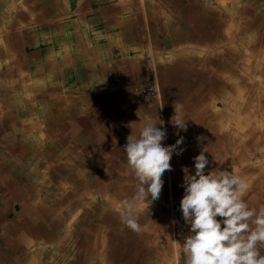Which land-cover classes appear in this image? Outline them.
<instances>
[{
	"label": "rangeland",
	"instance_id": "374dc122",
	"mask_svg": "<svg viewBox=\"0 0 264 264\" xmlns=\"http://www.w3.org/2000/svg\"><path fill=\"white\" fill-rule=\"evenodd\" d=\"M199 1L206 2L208 6H214V4H217L219 2L222 3L233 2V0H211V1L199 0ZM1 12L5 14V12L7 11L5 9L2 10ZM242 27L243 26H239L236 24L233 25V34L232 33L226 34L225 36L226 38H224V41H221L219 43L217 48H211L212 50L206 49L205 51L202 50L203 52L202 54L200 52L201 50L199 49H195V53L191 56L187 55L189 54V52H187L188 49L179 50V52L181 53L175 55L174 60L177 61V59H179L180 57L181 58L184 57L185 60H183L182 64L174 65L175 69L173 73H160L158 77L160 84L158 81L155 80L153 75L146 82H139L134 84L131 90L124 92L122 95H120V98H118L117 100L119 101V106L123 109V112L121 110L119 114H116L113 112L114 109L112 108V106H110L111 109L108 110L109 111L107 113L108 115L104 114L106 113L104 112L102 118L96 121L92 119L91 114L88 117L78 114L79 116L76 115L77 118H73L74 119L73 120L71 119V112L73 108H75V106L73 105L69 106L67 103L61 106L54 105L52 102L50 104L48 97H46L45 100L50 105L36 106L33 104H20V105L13 104L14 106H11L5 102L6 99H9L8 96H15V98L13 97L14 100L16 98L18 100L17 96L20 97L26 96L29 92L33 91L34 83L33 82L28 83L26 81V88L20 91V93H18V91H16L15 89L17 88L16 84H14L13 86V83L19 84L21 83V80H14L11 78L7 80L0 78V85L7 86L10 83L8 85V88L10 89L7 90V88L5 87L0 88V183L2 184V185L0 184V215H1L0 216L1 219L0 220V256L3 255L2 260L4 259V254L6 252L10 251L11 253H13L15 251V248H11L8 244L9 241L13 242L12 238L15 239V233L13 232L14 226L12 225L9 226L8 223L10 221H15L16 217L20 215V213L23 211L22 205L21 203H19V200L21 199L24 200L25 198H27L32 201L33 200L37 201L35 203L36 206L38 205L37 208L39 210H42L45 215L47 213L50 217H53L55 215V219L57 220V224H56L57 230L51 231V233H49L48 235L49 237L46 235L43 236L42 234H39L38 236H34L33 239L35 241V244L33 246L31 243L25 242L27 237L26 234L23 233L19 234L17 236L20 242L19 245L24 247L23 256H21L23 257L22 259L23 262L21 260V262L18 263V260H20L21 258V257L19 258L18 256L17 257L18 260L12 261L14 264H30L32 263V261L33 264H130L129 258H127L126 255H124L125 252H122L121 250H119V252L117 251L118 246L116 244L117 242L119 243V240H121L120 243H121V247L123 246L122 249L125 246H129L130 248L131 246L125 244V240L121 232H119L121 237L117 236V238H113L110 235L111 232L112 234H115L116 233L115 230L119 231V228L122 226V224L120 225L119 223V225H115L116 227H113V225H109L108 223H106V221L100 222L101 221L100 219L104 215L103 212L106 209H108V206H110L108 211H110V209L112 210L115 209L112 207V202H113L112 195L114 194L111 195V193L113 192L111 191L104 192L103 190H100V185L102 183L108 182L114 185L115 188H118L120 187L119 184H121V177L123 178L125 174L129 173L128 171L125 170L121 171V168L119 166L121 163L119 160H113V162L111 163H108L107 160L109 158H115L116 156H118L119 158L121 157L125 158L126 153L123 152V147L127 143L128 137L130 135H132L135 138L139 137L140 129L143 124V118L146 116L151 117L153 122H156L158 124L157 125L158 127L167 130L166 139L163 141V144L165 146L175 144V139L177 138V134H176L177 129L171 123L172 116L174 115V103L182 105L183 108V105L187 106V104L191 102L190 106L193 104L192 107L195 108V102H197L198 100H195L194 98L192 99L193 93L198 90L197 91L198 93L202 92L201 94H204L203 91L204 89L202 87L207 85V83L210 80L209 78L207 81L208 71H213V74L216 72L219 75L218 80L221 78V81L225 86L228 83L233 85L245 83L246 81H248V79L246 78L248 76L250 79L249 84H252L254 86V89H256L253 90L251 94L255 95L258 90L257 88H261L262 100L264 102V73L262 72V67H261L262 58L256 55H252L251 52L247 53L248 48L245 46L246 44L244 43L245 41L243 39L245 38L244 34L246 30H244L243 32L241 30ZM251 37L252 35L250 37L247 36L246 38H251ZM184 52L187 53L183 55ZM192 52H194V50H192ZM195 60L196 62H194ZM186 63H188V65ZM221 64L233 65V70H227L232 72H226V74L224 73L223 75H221L220 74L221 71L225 69V67L223 68L221 67ZM258 68L260 69L258 70ZM244 71H247L249 74L245 76ZM213 76L215 77V75ZM11 81L13 83H11ZM19 88L21 89V87ZM12 93H15L17 95H13ZM233 98H234V103H237L239 101L240 96L237 95L234 96ZM211 99L212 98H210V100ZM17 100H15V103ZM30 103H33V101H31ZM162 104L164 105V107L160 108ZM219 105L220 107L223 108L224 106L227 105V100L219 101ZM254 105L255 104H253L251 107L254 113L253 112L251 113L253 115L251 116L252 124L250 127H254L260 120L264 119V110H263L264 108L262 107V110L261 109L258 110V107ZM107 109H108L107 106H104V110ZM260 111H263V114ZM189 112H191L192 114V111L189 110ZM182 113L183 111L181 112V114ZM170 114H172V116ZM199 116H200L199 114L195 116H190V115L187 116L185 119L187 120V126H192V125L194 126L195 125L194 122H196V119ZM128 118L129 120H127ZM95 125H101V127L99 128V126H95ZM130 125H132L131 126L132 128L130 127ZM88 132L90 136L93 132L94 133L101 132L106 135L108 133L109 134L114 133L116 135L119 133L120 136L122 137L123 144H121L119 150H108L104 152L102 151L101 146L94 148L91 146L92 138L89 135H87ZM179 133H184V132L180 131ZM253 133L258 135L260 134L258 137H262V142L264 143V134L263 132L261 133V130L260 132L253 131ZM195 134H201V130L200 129L196 130ZM252 139L254 140V142H256L257 141L256 135L252 136ZM104 141H106V139ZM235 141L236 138L233 137V146H231L230 148L233 149V154H236L237 151L240 152V154H243V159L241 162L233 163V167L236 169L238 166H247V168L249 166L248 170L246 169L244 170L247 173L243 177L247 179L250 186L251 185L255 186L257 181L261 177H262L261 179L264 181V173H261L264 172V150L259 151L258 149L255 148L257 147L258 141L257 143L250 145L249 149H251V152L254 151L251 154H247L244 148L240 146L237 147V145H235ZM57 142L58 144H56ZM26 146L27 149L25 148ZM29 147H31L30 150ZM229 153L230 152L228 150V152H224L223 154L229 155ZM174 155L178 156L174 153L171 161L173 160ZM104 156L105 158H103ZM97 158L99 160H97ZM125 161H123L122 163H124ZM55 168L66 169V177L65 178H61V177L57 178L56 176L53 177L52 176L54 171L53 169ZM75 169H77V172L75 171ZM181 169L182 168H180V170ZM167 173H168L167 179L170 180L168 183V187L167 189H165V191H162L157 201L161 203L162 206L160 207H163V211L167 213L165 219L168 222L166 223V225L170 228L168 237L171 238L173 245L180 247L181 242H183L184 236H186L189 233L190 225H187L185 223L182 216V212L180 210V202L184 195V192L183 191L176 192V189L182 187V184L177 185L179 179L178 178L176 179L175 176H173V173H171V171H167ZM183 173L184 171L181 172V174ZM73 175H76V178L78 177L80 180H84L86 182L89 181V183H91L92 181L93 182L100 181L99 183L92 184L90 188L81 189V192L86 191L88 193L85 195L86 198L85 200L82 199V197L78 198L81 199V201H85V202L81 203L77 209L75 208V206L72 209L73 203H76L77 195H75L73 198L69 196L71 195L70 188L72 189V193H73V189L76 186V181H75L76 179L73 180L74 179ZM182 176L184 178V175ZM71 179L72 181H70ZM132 181L136 183V186L139 185V182L135 177ZM262 189H264V186L261 185H259L257 188L258 192L259 190L263 191ZM52 190L55 192H53ZM62 190L64 191V193L62 192ZM249 196L248 198H246L245 195L244 199L249 203L251 207L258 208L259 206L254 205L255 203L254 200L249 201L250 198ZM2 201L4 202V204ZM103 201H106V203H104ZM174 203H176V205H174ZM45 206L48 207V210L46 209ZM140 206H139L140 208L139 212L140 214H142V219H143L141 220L140 224L142 226V230L146 229V232H148L149 231L148 220L150 219V216L147 214L151 213L150 212L151 208L150 206H147V208L143 209ZM2 207L5 208L3 209ZM33 209L34 206H30V210ZM30 210L29 209H27V211L24 210L23 213H25V215L21 214L22 216H18L20 218H23L24 222H26L25 220L29 222V224L27 222L25 224L26 226H28L27 227L28 229H32L30 228V226L31 227H33V225L35 226V224H37L35 221L36 220L38 221L40 217L39 215L38 216L35 215L38 219L36 218L34 219L32 216L29 215ZM114 211L118 212V210L116 209ZM58 212L60 214H63L64 216L56 215V213ZM49 216L47 218L48 222L50 221ZM177 223H178V225H176L177 231L176 230L174 231L173 226ZM64 224L65 225L72 224L73 227L67 228V230H65V233H63L61 232V229ZM41 226L44 227L45 224L41 223ZM103 230H106V233H103L104 232ZM87 232L93 234L94 237H91L92 239H90L88 236L85 242L81 241L84 238V236L82 235H84V233ZM105 235H107L108 238H106ZM109 235L112 237V239H110ZM104 238H106L105 241L103 240ZM95 240L96 242H98L99 240L98 243L100 248L98 249H100L102 253H96L95 255L90 256L89 254H87L86 251L88 250L90 241L94 243ZM103 241L106 242L105 245L102 243ZM162 243L160 242L158 246L156 245V247L159 248L161 246L160 244ZM143 245L144 243L142 244L140 249L136 248V253H135L136 256H141L142 262L138 260L135 264L156 263V260L153 261V259L156 258L155 257L156 249L151 255L153 257L151 259L150 258L151 256L149 257L147 255L150 246L146 248ZM39 247L42 253L39 252L37 254ZM104 250L106 252H104ZM180 250H182L181 247ZM171 253H173L174 256L173 264H185L184 256L180 257L178 251H176L173 248V251H171ZM99 254L101 255V257H99ZM37 255H39L38 259L35 258ZM54 256H56L55 259ZM0 263L2 264L1 260Z\"/></svg>",
	"mask_w": 264,
	"mask_h": 264
},
{
	"label": "crops",
	"instance_id": "0c3cea01",
	"mask_svg": "<svg viewBox=\"0 0 264 264\" xmlns=\"http://www.w3.org/2000/svg\"><path fill=\"white\" fill-rule=\"evenodd\" d=\"M260 2L233 0L208 6L199 0H0V78L21 80L11 82L18 93L26 81L34 83L32 92L17 96V104L14 96L5 102L67 103L75 106L71 119L92 114L99 120L110 106L115 110L120 95L134 84L152 75L160 84V73H173L174 65L184 60L172 58L179 50L188 49L191 56L194 49L217 48L226 34H233L235 24L246 30L242 38L247 53L262 58L264 73V0ZM8 85L0 88L8 90ZM261 178L251 186L263 200L264 189L257 190L264 186Z\"/></svg>",
	"mask_w": 264,
	"mask_h": 264
},
{
	"label": "bare ground",
	"instance_id": "6f19581e",
	"mask_svg": "<svg viewBox=\"0 0 264 264\" xmlns=\"http://www.w3.org/2000/svg\"><path fill=\"white\" fill-rule=\"evenodd\" d=\"M261 1V0H260ZM259 1V2H260ZM6 4V3H5ZM261 4V2H260ZM41 5V4H40ZM47 5V4H46ZM50 5V4H49ZM3 6V5H2ZM13 9V8H12ZM17 9V8H16ZM48 12V11H47ZM50 12V11H49ZM75 12V11H74ZM93 14V13H91ZM41 16V15H40ZM1 17V16H0ZM25 19V18H24ZM71 19V18H70ZM220 20V19H219ZM218 20V21H219ZM9 21V19L7 20ZM17 21V20H16ZM217 21V20H216ZM31 22V21H30ZM36 22V21H35ZM10 23V22H9ZM2 24V23H1ZM209 24V23H208ZM221 24V23H220ZM219 24V25H220ZM228 24V23H227ZM3 26V25H2ZM8 26V25H7ZM10 26V25H9ZM230 26V25H229ZM27 27V26H26ZM227 27V26H226ZM11 28V27H10ZM24 28V27H23ZM34 29V28H33ZM211 29V27H210ZM245 29V28H244ZM1 30V29H0ZM32 30V29H31ZM30 30V31H31ZM213 30V29H212ZM224 30V29H223ZM27 31V30H26ZM58 31V30H57ZM222 31V30H221ZM186 32V31H185ZM204 32V30H203ZM219 32V31H218ZM34 33V32H33ZM38 34V33H37ZM193 34V33H192ZM207 34V33H206ZM221 34V33H220ZM31 35V34H30ZM36 35V34H35ZM199 35V34H198ZM204 35V34H203ZM185 36V35H184ZM195 36V35H194ZM208 36V35H207ZM198 37V36H197ZM201 37V36H200ZM216 37V36H215ZM206 38V37H205ZM238 38V37H237ZM260 38V37H259ZM263 38V37H262ZM215 39V38H214ZM251 39V38H250ZM249 39V41H250ZM41 40V39H40ZM208 40V39H207ZM3 41V40H2ZM202 41V40H201ZM254 41V40H253ZM253 43V42H252ZM1 45V44H0ZM50 45V44H49ZM251 45V44H250ZM55 46V45H53ZM242 46V45H241ZM255 46V45H254ZM5 47V46H4ZM58 47V46H57ZM9 49V48H8ZM36 49V48H35ZM223 49V48H222ZM240 49V48H239ZM253 49V48H252ZM30 50V49H29ZM195 50V49H194ZM209 50V47H208ZM221 50V49H220ZM4 51V49H3ZM2 51V53H3ZM226 51V50H225ZM201 54L203 53L202 50L200 51ZM215 52V51H214ZM22 54V53H21ZM43 54V53H42ZM238 54V53H237ZM168 56V55H167ZM160 57V56H159ZM211 57V56H210ZM234 57V56H233ZM26 58V57H25ZM174 59V57H172ZM224 58V57H223ZM244 58V57H243ZM162 59V58H161ZM172 59V60H173ZM182 59V58H181ZM238 59V57H237ZM236 59V60H237ZM245 59V58H244ZM10 60V59H9ZM59 60V59H58ZM57 60V61H58ZM97 60V59H96ZM99 60V59H98ZM185 60V59H184ZM229 60V59H228ZM201 61V60H200ZM215 61V60H213ZM14 62V61H13ZM120 62V61H119ZM186 62V61H185ZM196 62V60L194 61ZM225 62V61H224ZM15 63V62H14ZM163 63V62H162ZM164 64V63H163ZM188 65V63H186ZM195 64V63H194ZM198 64V62H197ZM235 64V63H234ZM241 64V63H240ZM17 65V64H16ZM20 65V64H19ZM111 65V64H110ZM191 65V64H190ZM14 66V65H13ZM25 66V65H24ZM163 66V65H162ZM193 66V65H192ZM195 66V65H194ZM161 67V66H160ZM211 67V66H210ZM214 67V66H213ZM221 67H225L224 70L221 71V75H223L224 73L226 74V72H232V71H227V70H233V65H223L221 64ZM2 68V66H1ZM27 68V67H26ZM209 69V68H208ZM217 70V69H216ZM86 72V71H85ZM116 73V72H115ZM245 76H247L249 73L247 71H244ZM137 74V73H136ZM116 75V74H115ZM194 75V74H193ZM192 75V76H193ZM215 75V77L213 76ZM112 76V75H110ZM137 76V75H136ZM142 76V75H141ZM218 74L215 72L213 74V71H208L207 73V81L210 78L209 82L207 83V85L203 86L202 88L204 89V94L198 93L197 91H195L193 93V97L195 100H198L197 102H195V108L192 107V105L190 106L189 102L186 105H183L182 108V116L184 119H186L187 116H195L197 114H199L200 116L196 119V122H194V126H187V131H183L184 133H179V136L177 135V138L175 139V142L177 139H179L180 136L184 137V141L183 143L179 146L180 148H183L184 151L181 155L175 156L172 161H170V163L172 164V169L171 173H173V176H175V178L179 179V181L177 182L178 184H182V180H183V174H181V172L183 171V169L185 167H187L189 169V171L194 174L195 173V167H194V157L196 155L199 154V152L201 151L203 146H207L209 153H206V155L209 158V165L206 166V171L212 168H215L217 166L223 168L226 167H230L233 168V163H238L241 162L243 159V154H240V152L237 151L236 154H233V149H231L230 147L233 146V137L236 138L235 141V145H237V147H242L244 148L245 152L247 154H251L253 152H251V149H249L250 145L257 143V147H255L256 149H258L259 151H263L264 150V143L262 142V137H258V134L253 133V131L255 132H263L264 134V119L260 120L254 127H250L251 126V116L253 114H251L252 112L254 113V111H252L251 107L253 104H255L258 107V110L261 109L262 107L264 108V102L262 100V94H261V88H257V92L255 95L251 94V92H253L254 86L252 84H249V77L247 76L246 78L248 79V81H246L245 79V83H241V84H226L223 85L221 78L218 80ZM4 77V76H3ZM128 77V76H127ZM24 81V80H23ZM12 82V81H11ZM123 82V81H122ZM199 82V81H198ZM262 82V81H260ZM4 83V82H3ZM121 83V82H120ZM204 83V82H202ZM263 84V83H261ZM193 86V85H192ZM262 86V85H261ZM82 88V87H80ZM10 89V88H9ZM189 89V88H188ZM86 90V89H85ZM19 91V90H18ZM45 91V90H44ZM7 92V91H5ZM45 93V92H44ZM75 93V92H74ZM8 94V93H7ZM41 95V94H39ZM190 95V94H189ZM240 96L239 101L237 103H234V96ZM79 96V95H78ZM9 97V96H8ZM33 97V96H32ZM70 97V96H69ZM102 97V96H101ZM15 98V96H14ZM95 98V97H94ZM210 98H212L210 100ZM17 99V98H16ZM15 99V100H16ZM19 99V98H18ZM189 99V98H188ZM14 100V101H15ZM39 100V99H38ZM56 100V99H55ZM165 100V99H164ZM204 100V101H203ZM227 100V105L224 106L223 108L220 107L219 105V101H225ZM23 101V100H22ZM42 101V100H41ZM70 101V99H69ZM84 101V100H83ZM108 101V100H107ZM210 101V102H208ZM109 103V102H108ZM114 103V102H113ZM125 103V102H124ZM17 104V103H16ZM82 104V103H81ZM46 105V104H45ZM71 105V104H70ZM87 105V104H86ZM85 105V106H86ZM173 105V104H172ZM254 105V106H255ZM9 106V105H8ZM12 106V105H11ZM33 107V106H32ZM69 107V106H68ZM104 107V106H103ZM187 107V108H186ZM5 108V107H4ZM90 108V107H89ZM108 108V106H107ZM110 108V107H109ZM44 109V108H43ZM47 110V109H46ZM71 110V109H70ZM123 112V109L118 105L115 106V110L114 113L119 114L120 112ZM192 111V114L191 112ZM264 110V109H263ZM35 111V110H34ZM94 111V110H93ZM149 111V110H148ZM27 112V111H26ZM44 112V111H43ZM75 112V111H74ZM112 112V111H111ZM150 112V111H149ZM263 114V111H260ZM30 113V112H28ZM56 113V112H55ZM37 114V113H35ZM72 114V113H71ZM111 114V113H110ZM168 114V113H167ZM8 115V114H7ZM92 115V114H91ZM108 115V114H107ZM48 116V115H47ZM52 116V115H51ZM79 116V115H77ZM10 117V116H9ZM74 117V116H73ZM137 117V116H135ZM142 117V116H141ZM169 117V116H168ZM54 118V117H53ZM94 118V116H93ZM7 119V118H6ZM22 120V119H21ZM94 120V119H93ZM92 120V121H93ZM129 120V118L127 119ZM114 121V120H113ZM117 121V120H116ZM121 121V120H120ZM20 122V121H19ZM134 122V121H132ZM96 123V122H95ZM19 125V124H18ZM92 125V124H91ZM158 125V124H157ZM27 126V125H26ZM95 126H99V128L101 127V125H95ZM132 126V125H131ZM118 127V126H117ZM116 127V128H117ZM158 127V126H157ZM129 128V127H128ZM244 128V129H243ZM122 129V128H121ZM201 130V134H195L196 130ZM18 130V129H17ZM27 130V129H26ZM81 130V129H80ZM90 130V129H89ZM102 130V129H100ZM113 130V129H112ZM253 130V131H252ZM82 131V130H81ZM3 132V131H2ZM24 132V131H23ZM104 132V131H103ZM132 132V131H131ZM247 132V133H246ZM56 133V132H55ZM85 133V132H84ZM83 133V134H84ZM232 133V135H231ZM51 134V133H50ZM80 134V133H79ZM89 134V133H88ZM135 134V133H134ZM133 134V135H134ZM2 135V134H1ZM130 135V134H129ZM256 135V139L257 141L254 142V140L252 139V136ZM56 136V135H55ZM61 136V135H60ZM81 136V135H80ZM90 136V134H89ZM31 137V136H30ZM77 137V135H76ZM83 137V136H82ZM92 138V142H91V146L94 147H102V151H108V150H119V148L121 147V144H123L122 142V137L120 136V134L118 133L116 134H103L101 132H96V133H92L91 136ZM198 137H202L203 140L202 142L199 141L197 138ZM28 138V137H27ZM34 138V137H33ZM71 138V137H70ZM73 138V136H72ZM135 138V137H133ZM35 139V138H34ZM62 139V138H61ZM86 139V138H85ZM106 139V141H104ZM171 139V138H170ZM36 140V139H35ZM72 141V140H71ZM75 141V140H74ZM4 142V141H3ZM68 142V141H67ZM73 142V141H72ZM82 142V141H81ZM125 142V141H124ZM62 143V142H61ZM85 143V142H84ZM89 143V142H88ZM163 143V142H162ZM26 144V143H25ZM58 144V142L56 143ZM87 144V142H86ZM43 145V144H42ZM46 145V144H45ZM78 145V144H77ZM84 145V144H83ZM14 146V145H13ZM23 146V145H22ZM60 146V145H59ZM85 146V145H84ZM44 147V146H43ZM61 147V146H60ZM78 147V146H77ZM23 148V147H22ZM27 149V146L25 147ZM31 147H29L30 150ZM79 148V147H78ZM199 148V149H196ZM10 149V147H9ZM62 149V148H61ZM83 149V148H82ZM42 150V149H41ZM52 150V149H51ZM58 150V149H57ZM86 150V149H85ZM229 150V155L228 154H223L224 152H228ZM24 151V150H23ZM22 151V152H23ZM26 151V150H25ZM93 151V150H92ZM124 152V150H123ZM223 152V153H222ZM25 153V152H24ZM65 153V152H64ZM103 153V152H102ZM12 154V153H11ZM35 154V153H34ZM101 154V153H100ZM106 155V154H104ZM110 155V154H109ZM72 156V155H71ZM58 157V156H57ZM124 157V156H123ZM214 157L217 160L220 161H225L223 165H219L218 162L214 161ZM105 158V156L103 157ZM29 159V158H28ZM83 159V158H82ZM101 159V158H100ZM14 160V159H13ZM39 160V159H38ZM41 160V159H40ZM56 160V159H55ZM97 160H99L97 158ZM113 160H119L120 161V168L121 171L125 170L128 171L129 173L125 174L123 176V178L121 177V184H119L120 187L115 188L114 185H112L111 183H102L100 185V190H103L104 192L106 191H111L114 194L112 195L113 198V202H112V207L115 208L116 210H118V212L110 209V211H108V209L110 208V206H108V209H106L103 213V217L100 219V222H104L106 221V223H108L109 225H113V227H116L115 225H120L122 224V226L119 228L118 230H115L116 233L112 234V232L110 233V235L113 238H117V236L121 237L119 232L122 233L124 240H125V244H128L131 246V248L129 246H125L123 249L121 247V240H119V243L117 242V246H118V252L119 250H121L122 252H125L124 255H126L127 258H129L130 264H135L138 260L142 262V258L141 256H136V248H141L142 244L144 243L143 246H145L146 248H148V252L147 255L150 257L153 252L156 249L155 252V259H153V261L156 260V263L153 264H173V253H171V251H173V248L178 251V254H180L179 256H184L182 250H180L179 246H175L173 245V242L171 240V238L168 237L170 228L166 225V223L168 222L165 218H166V214L165 211H163V207L161 203L157 200L153 201L152 203L150 201H146L143 204H141V208H147V206H150V214H147L150 216V219L148 220V229L149 231L146 232V229L142 230L139 233H136L134 231H132L131 229H129L124 223L121 222L120 219V214H119V210L123 208V203L125 200H130L131 197L134 195V193L137 191L138 186H136V183H134L132 180L134 179V174L129 170L128 165H127V157L125 155V158H119L118 156H116L115 158H109L107 160L108 163L113 162ZM44 161V160H43ZM101 161V160H100ZM123 161H125L124 163H122ZM13 162V161H12ZM46 162V161H45ZM51 162V161H50ZM32 163V162H31ZM43 163V162H42ZM49 163V162H48ZM107 163V164H108ZM105 164V163H104ZM18 165V164H17ZM109 165V164H108ZM58 166V165H57ZM5 167V166H4ZM112 167V166H111ZM81 168V167H80ZM113 168V167H112ZM180 168H182L180 170ZM243 168V169H242ZM249 168V166H248ZM247 166H238L235 170L237 172V174L241 175V176H245L247 172H245L244 170H248ZM83 169V168H82ZM53 174L52 176H56L57 178H65L66 177V169H62V168H55L53 169ZM75 171L77 172V169H75ZM176 171V172H175ZM178 171V172H177ZM114 172V171H113ZM28 173V172H27ZM104 173V172H103ZM102 173V174H103ZM264 173V172H261ZM75 174V173H74ZM77 174V173H76ZM106 174V173H105ZM115 175V174H114ZM118 175V174H117ZM5 176V175H4ZM9 176V175H8ZM74 179L76 181V186L73 189V193H72V189L70 188V192H71V196L72 198L76 196V203L80 202L81 198L82 199H86L85 195L88 193L86 191L81 192V189L83 188H90V186L92 184L95 183H99L100 181H92L91 183H89V181H84V180H80L78 177L76 178V175H73ZM85 177V176H84ZM168 177V173L167 171L164 173L162 179L164 180V184L162 187V191H165V189H167L168 187V183L170 180L167 179ZM14 178V177H13ZM19 178V177H18ZM70 178V177H69ZM5 179V178H4ZM11 179V178H10ZM82 179V178H81ZM14 180V179H13ZM19 180V179H18ZM109 180V179H108ZM168 180V182H167ZM7 181V180H6ZM9 181V180H8ZM11 181V180H10ZM25 181V180H24ZM67 181V180H66ZM72 181V179L70 180ZM136 181V180H135ZM2 182V181H1ZM113 182V181H112ZM116 182V181H115ZM15 183V181H14ZM70 183V182H69ZM1 184V183H0ZM7 184V183H6ZM23 184V183H22ZM33 184V183H32ZM58 184V183H56ZM118 184V183H117ZM2 185V184H1ZM132 185V186H131ZM7 186V185H6ZM11 186V185H10ZM21 186V185H20ZM58 186V185H57ZM61 186V185H60ZM59 187V186H58ZM67 187V186H66ZM71 187V186H70ZM252 189V186H250ZM5 188V187H3ZM11 188V187H10ZM15 188V186H14ZM20 188V187H19ZM68 188V187H67ZM2 189V188H1ZM250 189V191H251ZM255 188L252 189L251 192H248L247 196H249L250 194V200H254L255 206H261L263 205V201L264 198L262 200V197H259V193H257L256 191H253ZM91 190V189H90ZM114 190V191H113ZM10 191V190H9ZM15 191V190H14ZM22 191V190H21ZM37 191V190H36ZM53 191V190H52ZM183 191L184 192V187H179L176 189V192H180ZM5 192V191H4ZM47 192V191H46ZM55 192V191H53ZM57 192V191H56ZM62 192L64 193V191L62 190ZM92 193V192H91ZM162 193V192H161ZM56 194V193H55ZM90 194V193H89ZM183 194V193H182ZM27 196V195H26ZM63 196V195H62ZM88 196V195H87ZM9 197V196H7ZM33 197V196H31ZM42 197V196H40ZM171 197V196H170ZM248 198V197H247ZM42 199V198H41ZM49 199V198H48ZM96 199V197H95ZM164 199V198H163ZM72 200V199H71ZM80 200V201H79ZM111 200V199H110ZM42 201V200H41ZM98 201V200H97ZM3 202V201H2ZM37 201L35 200H29L27 198H25L24 200H19V203H21L22 205V212L20 213V215L18 216H22L21 214L25 215L24 210L27 211V209L30 210V206H34L33 210H30L29 215L32 216L34 219H38L36 216H40L39 220L35 221L37 224H35V226L33 225V227L30 226V228L32 229H28L25 224L27 222V220H25L26 222L23 221V218L20 217H16L15 221H10L8 223L9 226H14L13 227V232L15 233V239H13V243L12 241H9L8 244L11 248H15V251L13 253L6 252L4 254V259L3 255L0 256V260L2 262V264H10L13 263V260H18L17 257L19 256V258L21 256H23V249L24 247L19 245V240L17 238V236L21 233L26 234V241L28 243H31L32 246L35 244V241L33 239L34 236H38L39 234H42L43 236L46 235L48 236L49 233H51V231L53 230H57L56 228V224H57V220L55 219V215L53 217H50L48 215V213L45 215L43 213L42 210H39L36 206ZM75 202V201H73ZM85 201H81L80 203H73L72 209L75 206V208L77 209L81 203H83ZM104 203H106V201H103ZM40 203V202H39ZM151 203V204H150ZM168 203V202H167ZM4 204V202H3ZM41 204V203H40ZM46 204V203H45ZM154 204V205H153ZM44 205V204H43ZM47 205V204H46ZM171 205V204H170ZM174 205H176V203H174ZM15 206V205H14ZM8 207V206H7ZM46 209L48 210V207L45 206ZM96 207V206H95ZM3 209L5 207H2ZM32 208V207H31ZM93 208V207H92ZM10 209V208H9ZM19 210V209H18ZM17 211V210H16ZM3 213V212H2ZM9 213V212H8ZM7 213V214H8ZM68 213V212H67ZM10 214V213H9ZM36 215V216H35ZM56 215L58 216H64L63 214H60L59 212L56 213ZM1 216V215H0ZM49 216V220L51 221H47V218ZM173 217V216H172ZM4 218V217H3ZM11 218V217H10ZM14 218V217H12ZM27 218V217H26ZM1 220V219H0ZM142 219V214H140L139 212V223L141 222ZM71 221V220H70ZM74 222V221H72ZM97 222V221H96ZM7 223V222H6ZM29 224V222H27ZM42 224H45L44 227L41 226ZM3 224V222H2ZM47 224V225H46ZM75 224V223H73ZM88 224V223H87ZM177 224H175L173 226V230L175 231L177 229L176 227ZM77 226V225H76ZM79 226V225H78ZM2 227V226H1ZM73 227L72 224H67V225H63L61 232L65 233V230H67V228ZM5 228V227H4ZM2 228V229H4ZM28 229V230H27ZM5 231V230H4ZM10 231V230H9ZM12 231V230H11ZM60 231V230H59ZM72 231V230H70ZM103 233H106V230H103ZM177 231V230H176ZM3 232V231H1ZM60 232V233H61ZM80 232V231H79ZM58 233V232H57ZM59 233V234H60ZM67 233V232H66ZM7 234V232H6ZM9 234V233H8ZM96 234V233H95ZM3 235V234H2ZM11 235V234H10ZM109 235V236H110ZM4 236V235H3ZM52 236V235H51ZM84 238L81 241H86L88 236L90 239H92L91 237H94L93 234L90 233H84ZM81 236V237H82ZM106 238H108L107 235H105ZM110 236V239H112V237ZM9 237V235H8ZM49 237V236H48ZM59 237V236H58ZM5 238V237H4ZM47 238V237H46ZM104 238L103 240L105 241ZM11 239V240H12ZM52 239V237H51ZM89 239V240H90ZM122 239V238H120ZM48 240V239H47ZM55 240V239H54ZM108 240V239H107ZM3 241V239H2ZM40 241V240H39ZM102 242L104 245L106 242ZM99 242V240H98ZM96 242V240L94 241V243H92V241H90L88 250L86 251L87 254H89L90 256L95 255L96 253H102V251H100L99 247V243ZM158 242V243H157ZM161 246L158 248L156 247V245L158 246L159 243ZM182 243V242H181ZM14 244V246H13ZM83 244V243H82ZM137 245V246H136ZM24 246V245H23ZM104 248V247H103ZM34 249V248H33ZM32 249V250H33ZM37 251V250H36ZM120 251V252H121ZM42 253V251L40 250V247L37 251L38 253ZM53 252V251H52ZM104 252H106L104 250ZM61 253V252H60ZM73 253V252H72ZM104 254V253H103ZM88 255V256H89ZM135 255V256H134ZM28 256V255H27ZM39 255H37L35 258L38 259ZM56 256H54L55 259ZM84 257V256H83ZM99 257H101V255L99 254ZM178 257V256H177ZM85 258V257H84ZM92 258V257H91ZM151 259L153 258L152 256L150 257ZM23 259V257L20 258V260H18V263L21 262V260ZM90 259V258H89ZM104 259V258H103ZM26 260V259H25ZM29 261V260H28ZM150 261V259H149ZM160 261V262H159ZM23 262V260H22ZM27 263V262H26ZM1 264V263H0ZM14 264V263H13ZM33 264V261L32 263ZM141 264H147V263H141ZM151 264V263H148Z\"/></svg>",
	"mask_w": 264,
	"mask_h": 264
},
{
	"label": "clouds",
	"instance_id": "9594fccd",
	"mask_svg": "<svg viewBox=\"0 0 264 264\" xmlns=\"http://www.w3.org/2000/svg\"><path fill=\"white\" fill-rule=\"evenodd\" d=\"M163 107L162 104L160 108ZM181 112L182 105L174 103L171 123L178 136L181 130L187 131V120ZM166 135V129L157 127L146 116L139 137L130 135L123 147L128 168L139 185L131 199L124 201L119 214L121 222L136 233L142 231L139 206L159 199L164 184L162 177L172 170L173 154L181 155L184 151L179 147L183 136L175 144L165 146L162 142ZM206 153L208 148L203 146L193 158L194 174L187 167L183 169L180 210L185 223L190 225L180 245L185 264H264V205L251 207L244 199L250 185L234 167L217 166L206 171L210 163ZM214 161L219 165L225 162L215 157Z\"/></svg>",
	"mask_w": 264,
	"mask_h": 264
},
{
	"label": "built area",
	"instance_id": "2783aa9c",
	"mask_svg": "<svg viewBox=\"0 0 264 264\" xmlns=\"http://www.w3.org/2000/svg\"><path fill=\"white\" fill-rule=\"evenodd\" d=\"M204 1H211V0H204Z\"/></svg>",
	"mask_w": 264,
	"mask_h": 264
}]
</instances>
